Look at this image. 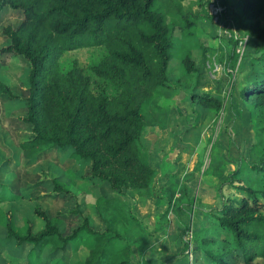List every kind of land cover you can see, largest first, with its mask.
<instances>
[{
  "label": "rangeland",
  "instance_id": "374dc122",
  "mask_svg": "<svg viewBox=\"0 0 264 264\" xmlns=\"http://www.w3.org/2000/svg\"><path fill=\"white\" fill-rule=\"evenodd\" d=\"M220 1L227 4L229 15L218 28L206 11L208 0H161L164 5L172 4L175 12L167 13L174 26L169 87H159L145 102V128L138 141L141 156L155 168V175L147 188H127L123 195L113 192L106 181L86 177L88 160L73 159L70 148H49L38 158L22 154L19 142L30 135V124L19 119L25 113L28 63L22 56L0 53V79L18 95L10 99L0 94V181L20 194L11 199L7 192V199L0 201V264H25L29 249L6 236V211L18 232H24L30 220L36 221V227L41 225L33 213L35 205L49 215L65 212L64 225L69 230L78 221L70 214L76 200L95 228L104 227L101 213L120 232L121 238L111 242L112 248L132 244L131 264H146L148 259L153 260L149 264L207 263L202 250L203 257H196L194 246L203 234L223 239L228 233L204 213L219 207L224 196L236 193L229 184L219 190L220 183L239 166L243 183L264 188V172L254 168H264V105L255 107L239 95L246 79L263 68L259 56L264 53V39L251 36V18L243 13L239 0ZM183 17L191 18L194 25L184 27ZM20 19L19 10L0 13V46L7 41L2 27L16 25ZM260 21L264 24V13ZM187 51L197 66L190 73L180 61ZM104 53V46L75 48L64 52L58 64L62 70L79 67L89 76L92 91L114 94L116 86L90 69ZM206 91L223 98L219 108L203 105L191 96ZM51 177L75 196L53 192L47 179ZM98 196L111 198L110 207ZM91 242L89 234L81 233L73 242L76 250L70 258L51 255L47 246L33 264H76ZM156 256L160 258L155 260ZM250 263L264 264V258L256 257Z\"/></svg>",
  "mask_w": 264,
  "mask_h": 264
},
{
  "label": "trees",
  "instance_id": "16d2710c",
  "mask_svg": "<svg viewBox=\"0 0 264 264\" xmlns=\"http://www.w3.org/2000/svg\"><path fill=\"white\" fill-rule=\"evenodd\" d=\"M239 1L243 13L251 18V36L264 39L260 21L264 0ZM170 6L161 0H0V13L21 11L16 25L2 27L7 41L0 53L22 56L28 63L25 113L19 119L30 124V135L19 142L22 154L38 158L49 148H70L73 159L88 160L85 176L106 181L116 194L123 195L127 188H147L155 168L141 156L138 141L145 128V102L159 87H169L167 70L174 46V26L167 20ZM182 19L184 27L194 25L191 18ZM90 46H104L105 53L90 69L113 83L116 93L92 91L89 76L76 65L60 68L58 60L64 52ZM259 60L261 72L246 79L239 89L240 97L255 107L264 105V53ZM180 61L186 72L196 71L188 51ZM0 94L18 97L1 79ZM191 96L214 108L223 103L221 96L207 91ZM254 168L264 172L261 166ZM242 173L239 166L228 173L219 190L229 184L236 193L224 196L219 207L204 213L228 233L223 239L201 236L193 252L202 250L208 258L205 264H251L256 257L264 258V188L243 183ZM47 179L53 192L75 196L56 177ZM7 192L11 199L20 195L0 181V201L7 199ZM98 200L110 207L111 198L98 196ZM33 213L41 225L27 221L24 232L14 229L12 215L5 214L6 236L18 246L29 247L25 264L39 261L47 246L51 255L70 258L76 250L73 242L81 233L89 234L92 242L76 264H131L132 244L112 248L111 242L121 238L120 232L101 213L104 227L95 228L77 200L70 214L78 221L69 230L63 211L49 215L35 205Z\"/></svg>",
  "mask_w": 264,
  "mask_h": 264
},
{
  "label": "built area",
  "instance_id": "2783aa9c",
  "mask_svg": "<svg viewBox=\"0 0 264 264\" xmlns=\"http://www.w3.org/2000/svg\"><path fill=\"white\" fill-rule=\"evenodd\" d=\"M211 21L221 28L228 14L227 5L220 0H208L206 5Z\"/></svg>",
  "mask_w": 264,
  "mask_h": 264
},
{
  "label": "crops",
  "instance_id": "0c3cea01",
  "mask_svg": "<svg viewBox=\"0 0 264 264\" xmlns=\"http://www.w3.org/2000/svg\"><path fill=\"white\" fill-rule=\"evenodd\" d=\"M205 219H207V218H205ZM198 222H199V220L196 219L194 223L196 224V223H198ZM193 227H194V226H193ZM194 248H196V246H194ZM72 255H74V253H73ZM195 255H196V257L198 256L199 258H202L204 254H203V253H200V251H199V253H196ZM180 256H181V255H178V257L175 259V261H177V260L180 258ZM164 257H165V256H164ZM158 258H160V257L156 256V257H155V260H157ZM151 262H153V260L148 259V260H146L145 263H146V264H149V263H151Z\"/></svg>",
  "mask_w": 264,
  "mask_h": 264
}]
</instances>
